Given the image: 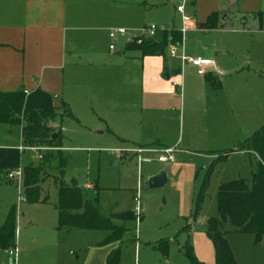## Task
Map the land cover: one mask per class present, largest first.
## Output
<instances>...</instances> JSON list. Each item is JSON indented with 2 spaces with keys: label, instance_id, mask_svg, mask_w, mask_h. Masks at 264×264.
Here are the masks:
<instances>
[{
  "label": "rangeland",
  "instance_id": "obj_1",
  "mask_svg": "<svg viewBox=\"0 0 264 264\" xmlns=\"http://www.w3.org/2000/svg\"><path fill=\"white\" fill-rule=\"evenodd\" d=\"M164 1L157 9L160 14L154 10V19L149 24L182 28L181 16L175 15L172 0ZM228 7L229 18L222 28L207 33L189 30L183 36L184 44L176 47V57L170 56L172 44L165 50L169 61L177 62L184 47L188 57L196 54L191 50L206 48V52H213L214 60L224 71L220 95L229 118L224 117L216 126L222 141L217 156L200 157L192 153L185 160L162 163L163 168L155 170L160 153H142L140 161L135 152H128L135 145L121 140L103 124L90 105V94L85 93L87 96L81 97V101L68 104L74 116L62 117V103L55 100L58 114L53 125L61 131V146H47L51 149L40 153L60 151L61 160L50 162L58 168L63 165L64 183L79 188L84 199L125 230L111 237V230L61 227L56 207L61 184L55 180L58 171L53 167L41 185V196L45 200L39 202L28 200L22 182L18 184L17 179L0 174V227L11 209L16 208L14 245L7 249L0 245V264H106L109 253L114 250L120 252V264H216L215 247L207 234V220L218 214L217 193L222 182L243 178L252 186L257 158L253 150L240 145L252 139L264 125V11L241 13L240 6L236 8L233 4L229 10ZM145 27L137 30L115 27L125 28L127 33L113 40H102L101 51L108 53L109 44L113 43L112 52L134 53L127 51L126 46L141 36ZM165 30L170 36L174 35L173 30ZM161 36L162 33L157 32L148 38ZM176 41L180 39L174 43ZM21 142L20 128L0 124V146ZM19 146L40 147L23 143L18 149ZM115 147L124 150L122 156L112 152ZM232 149L214 167L201 213L193 218L210 164ZM19 151L23 154L22 166L44 160L31 149ZM179 161L183 164L177 165ZM160 170L166 172L167 183L150 188L143 178ZM137 207L140 208L139 219L114 217L128 211L134 214ZM226 237L238 264H264V236L258 243L253 234L229 233ZM163 243L167 244L166 251L161 246ZM187 244L198 263L187 255ZM15 248L17 254L10 255L9 250Z\"/></svg>",
  "mask_w": 264,
  "mask_h": 264
},
{
  "label": "crops",
  "instance_id": "obj_2",
  "mask_svg": "<svg viewBox=\"0 0 264 264\" xmlns=\"http://www.w3.org/2000/svg\"><path fill=\"white\" fill-rule=\"evenodd\" d=\"M163 1L0 0V90L43 89L54 96V105L55 100L71 105L88 93L95 114L112 134L135 145L131 149L176 147V161L192 153L217 156L222 141L216 126L229 113L220 95L224 71L211 50H191L196 53L191 57L212 60L203 75L191 63L169 61L166 53L142 55L127 45L134 53L118 54L111 43L108 53L101 51L102 40H111L115 27L149 26ZM188 2L186 31L183 20L182 28L164 26L180 32L182 40L189 30L222 28L229 18L227 6H240L241 13L264 11V0ZM134 152L140 160L142 153ZM158 162L155 170L166 163Z\"/></svg>",
  "mask_w": 264,
  "mask_h": 264
},
{
  "label": "trees",
  "instance_id": "obj_3",
  "mask_svg": "<svg viewBox=\"0 0 264 264\" xmlns=\"http://www.w3.org/2000/svg\"><path fill=\"white\" fill-rule=\"evenodd\" d=\"M159 39L143 38L142 43L136 39L128 43V47L139 50L142 55H164L168 45L181 39L180 32L170 36L166 30ZM58 107L54 105V96L43 89L33 92L25 90H0V124L21 129L22 143L27 146H61V131L53 125ZM62 117L74 116L66 103L60 107ZM58 133L57 139H52L53 133ZM240 147H248L257 156L256 168L252 172V186L243 178L230 179L221 183L217 193V216L207 220V234L213 241L216 252V264H238L233 250L227 240L229 233L253 234L256 243L264 236V125L254 134L252 139L241 143ZM217 157L210 164L205 182L198 197L197 209L192 213L197 218L202 209V203L209 188V178L216 164L227 154ZM57 153V156H56ZM22 152L17 146H0V174H8L22 167L24 172L23 185L25 195L30 202L44 201L41 196V185L49 175L50 168L58 171L56 181H60L58 209L59 225L61 227H80L87 229L111 230V237L118 236L124 226L114 223L111 217L102 215L99 208L89 200L83 198L79 188L64 183L63 165L59 168L52 166V159L61 160V152H48L43 155L42 163L31 162L22 166ZM114 217L128 220L135 218L132 212L117 213ZM16 208L13 207L0 227V245L7 249L14 245L16 233ZM166 251L167 244L161 245ZM160 246V247H161ZM157 247V246H156ZM187 255L193 262L197 259L189 244L186 247ZM198 263V262H197ZM106 264H120V252L114 250L109 253ZM200 264V263H198Z\"/></svg>",
  "mask_w": 264,
  "mask_h": 264
},
{
  "label": "built area",
  "instance_id": "obj_4",
  "mask_svg": "<svg viewBox=\"0 0 264 264\" xmlns=\"http://www.w3.org/2000/svg\"><path fill=\"white\" fill-rule=\"evenodd\" d=\"M189 0H174V2H176V10L182 15V20L184 23V27L182 28V32L184 33L186 31V26H187V22L190 20V17L186 14L185 12V8H186V4ZM166 28L164 27H158L157 25L151 24L149 26H146L143 29V34L139 37H136L134 39H136L137 43H142L143 38L146 37H152L154 34H156L158 31H163ZM127 33V30L125 28H114L110 31L109 35L110 38L116 39L119 36H123ZM184 40V39H183ZM183 40L176 44H172V48L170 50V55L172 57H176L177 53H176V47L179 46L180 44H184ZM132 41V40H131ZM111 49H114V44L112 43L110 45ZM180 59L182 61V63H191L192 65L197 67V72L199 74H206L207 73V68L212 66V60L207 59V58H201V57H188L185 56L184 54L180 55ZM175 85H178L177 82H174ZM19 149L25 150V149H31L33 151H35L36 155L38 158H42L43 154H41V151H47L50 150L51 147H47V146H40V147H26V146H19ZM136 151L137 153L141 154L143 152H158L160 153L158 155V160L161 162H169V163H173L176 161V152H177V148L176 147H168V148H161V149H157V148H140V149H131L128 152H134ZM112 152H114L115 154H117L118 156H122V153L124 152V150L121 149H112ZM140 160H142V157L140 155ZM10 179H17L18 184L20 182L23 183V177H24V172L22 167H18L14 170H12L9 174H8ZM22 201H25L26 198H21ZM135 218L139 219L140 217V208L137 207L136 212L134 213ZM9 254L10 255H16L17 254V249H10L9 250Z\"/></svg>",
  "mask_w": 264,
  "mask_h": 264
},
{
  "label": "water",
  "instance_id": "obj_5",
  "mask_svg": "<svg viewBox=\"0 0 264 264\" xmlns=\"http://www.w3.org/2000/svg\"><path fill=\"white\" fill-rule=\"evenodd\" d=\"M57 138H58V133L56 132L53 133L52 139H57ZM56 156H57V153H56ZM143 180L144 182L148 184L150 188H157V187L164 186L167 183L168 176L164 170H160L153 175L145 176Z\"/></svg>",
  "mask_w": 264,
  "mask_h": 264
}]
</instances>
